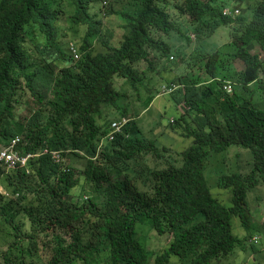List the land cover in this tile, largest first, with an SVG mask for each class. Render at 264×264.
<instances>
[{
    "label": "trees",
    "instance_id": "obj_1",
    "mask_svg": "<svg viewBox=\"0 0 264 264\" xmlns=\"http://www.w3.org/2000/svg\"><path fill=\"white\" fill-rule=\"evenodd\" d=\"M99 1L0 0V142L6 144L9 138L22 135L23 152L34 153L44 147L63 151L58 162L50 154L32 158L28 172L25 168L7 173L0 170L2 186L12 195L0 193V229L13 235L6 250L0 251L2 262L23 264L21 255L15 254L22 251L23 240H28L27 252L34 254L38 235H47L46 231L55 227L57 237L45 242L50 245V255L44 264H91V255L99 247L107 251L106 264H149L150 258V264H216L243 245L232 233L233 216L238 217L246 233L251 232L246 193L264 183V110L242 97L235 85L229 93L222 89L227 79L216 71L217 51L207 56L198 53L196 58L205 59L204 87H196L197 78L179 75L180 87L172 93L176 104L188 106L191 122L187 114L169 121L175 131L182 126L185 132L181 135L192 142L178 153L176 164L169 161L156 172L147 168L152 174V191L140 190L132 179L140 172V155L150 153L161 158L164 151L171 150L160 149L134 127V120L98 148L100 138L109 130V109L119 110V117L130 111L128 104L119 107L120 94L113 78H124L133 89L138 84L143 86L145 73L135 64L146 61L152 67L154 60L146 45L160 55L174 52L169 42L157 39L152 31L171 36L173 32L183 35L184 29L159 5H165V0H139L134 14L122 12L129 30L119 44L112 45L101 35L102 16L115 11L109 8L102 12ZM233 1L181 0L175 8L180 15L189 16L191 25L196 24L198 39L208 37L220 26H229V36L236 45L230 58L244 64L235 82L241 89L250 90L248 84L253 81L263 84L259 76L264 72V59L251 49L256 42L264 51V0H240L250 9L244 7L245 11L242 8L235 16L223 15L222 9L232 6ZM56 2L58 7H54ZM64 13H68V23L85 28L82 41L87 49L75 62L69 47L57 39ZM94 36L96 40L91 43L89 38ZM182 53L172 61L173 67L175 62L188 61ZM154 83L152 78L146 85L144 100L137 97L143 108L149 107L159 93ZM50 90L52 99L47 102ZM22 95L31 96L35 109L20 117ZM66 120L71 129L65 126ZM235 148L245 151L250 159L234 155L228 163L239 169L238 163L244 161L248 168L218 177V186L229 188L232 194L231 204L226 206L210 192L205 164L222 153L220 161L225 163L226 155ZM76 149L86 158L82 171L65 166V153L78 154ZM79 176L92 182L102 180L95 184L97 193L110 197L116 209L109 210L94 197L70 199L69 192L78 185ZM23 192L31 193L32 200ZM22 212L30 220L29 231L17 221ZM86 216L93 218L89 226H71ZM138 223H148L157 234L170 233L168 245L161 251L148 249L136 232ZM84 232H89L87 238ZM256 262L262 263L259 259Z\"/></svg>",
    "mask_w": 264,
    "mask_h": 264
},
{
    "label": "rangeland",
    "instance_id": "obj_2",
    "mask_svg": "<svg viewBox=\"0 0 264 264\" xmlns=\"http://www.w3.org/2000/svg\"><path fill=\"white\" fill-rule=\"evenodd\" d=\"M180 2L181 0H165V5L161 4L160 2L159 5H163V8L167 11L171 20L177 23L180 27L182 26V28L184 29V34L182 35L181 33L173 32L171 36H168L162 34L158 30L152 31V35L157 37V39L162 38L166 42H169L174 52H170L164 56L160 55L158 51H155L148 45H146L147 50L150 52L149 57L153 59L154 62L152 63V67L146 61H140L135 64V66L138 67L139 71H144L145 73L143 77L145 79V81L143 82L144 85L142 86V84H138L137 89H133L124 78H113V84L120 94L117 103L119 107H122L124 104H128V108L131 112H127L126 116L134 117V127H138V129L142 130L143 135L151 138L158 146H160V149L164 147L171 150L172 152L171 153L164 151V156L161 158H155L156 156L150 153H142L140 155V172H137L132 177V179L140 190L147 191L149 193H151L152 191V174L151 172L149 173V171L146 169L149 168L153 172H156L157 170L159 171L167 164H169V161L176 164L178 153L188 147L192 142L191 138H186L181 135V133L185 132L182 126L178 127V129H176L177 131H175L169 125L170 119L178 118L181 114L180 110L183 109V105L181 103L176 104L175 100L172 98L171 92V94H157V96L154 97L149 106L150 108H152L151 112H146L144 114L143 112H141L139 116L137 115L143 108V105L140 104V99L137 97L138 95H140L141 99L144 100L147 94L145 87L149 83L150 79L153 78L157 82L153 84L154 86L160 87L162 83L167 81H174V83L177 84L179 81V78L177 77L179 75H185L186 77H188V79L197 78L198 83L196 84V87L201 90L204 87L203 80L206 76L204 69L205 59H198L196 57L198 56V53L204 56L207 53L210 54L215 51L218 52V56L215 62V68L219 76L226 75L227 80L235 82V77H237L236 73L244 68V64L240 59L230 58L232 57L231 55L236 51V45L229 36V26H220L213 33L209 34L208 37L202 35V37L198 39V32L195 30L196 24L191 25L189 16L187 14L180 15L175 8ZM243 2H241L240 0H236L234 3H232V8H238L242 10V8L245 7L249 10V6H244ZM140 3L141 2L139 0H100L99 5L102 12H105L109 8L115 11L110 14L106 13V15L102 14L103 26L101 35L103 39L109 40L113 45L119 44L122 37L129 30L127 24L128 21L126 17L122 15V12L134 14V12H136L140 7ZM54 7H58L57 2L55 3ZM117 11L119 13H117ZM66 15L68 16V13H64L59 21L57 39L62 41L64 47H70V45L75 46L81 54L87 49L86 45L82 41L85 28L83 26L71 25L70 23H68V21L66 20ZM35 35L37 37H40L38 33H35ZM95 40V36L89 38V41L91 43H93ZM83 45H85L84 48H82ZM251 50L252 52H256L260 59H264V51L261 49V47H259L258 43L255 42L254 47ZM180 53H182L183 55L186 54V59L188 58V61H183L181 64H177V62H175L176 66L173 67L174 62L172 61H175L177 59V55H180ZM170 54H174V58H170ZM73 62L75 61L73 60ZM59 65H62V63H59ZM55 76H57V73L55 74ZM260 85L261 84L258 81H254L248 84V89L250 90H243L240 88V86H237L235 82V89H237L242 97L249 98L254 105L264 109V87L260 88ZM24 91H26V89H24ZM51 99L52 93L50 90L47 92L45 100L48 102ZM21 101L23 105L22 108L18 110V115L20 117L22 115H27L26 111L28 109H31V111L35 109V105H33V103L31 102L30 95H22ZM147 103L148 102L146 101V104ZM139 104L141 105V107H137L140 106ZM2 105L3 103L0 104V115ZM133 105H135L134 109H132L131 107ZM184 107V114H187V107L185 105ZM114 110V108H111V110L106 113L107 118L110 116H112L110 118H116L117 116H119L120 111H116L115 114ZM105 111L106 110H104V112ZM187 116V120L191 122L190 118L192 116L190 114H187ZM110 118H108V120ZM171 123H174V121ZM181 123L182 125H184L183 121H181ZM64 124L68 129H71V124L69 123V121L66 120ZM236 154H238L239 158L250 159V155H247L245 151L235 148L232 151L230 150V152L226 155V159H224L225 163H222L220 161V159L224 157V153H222L212 156L216 163H212L215 161L210 159L205 164L206 169L204 171V175L206 177L208 187L210 188V192L215 198H217L222 204L226 206L230 205L231 203L229 193L230 190L229 188L218 186V184L216 183L218 177L221 174L241 172L245 171L242 168H248L247 163H245L244 161L238 163L239 169H235L236 167L232 162L228 163ZM64 156L65 166L69 169L73 167L78 171H82L85 168L86 158L83 157V153L78 152L77 154L70 152L65 153ZM138 168L136 169L138 170ZM97 182H102V180L96 179L94 182H92L84 180L82 177H80L78 185L72 188L69 192L70 199H72L73 201H82L88 199L89 197H94V199H96L97 201L104 203L109 210H115L116 205L112 202L110 197L106 196L105 194L97 193L98 191L95 185L97 184ZM23 194L27 196V199L32 200L31 193L23 192ZM32 204L33 206H37L35 202H33ZM246 205L249 211L248 217L250 215L252 219L251 221H254L256 225L252 228V233L254 231L260 232L261 224L264 223V184L257 186L255 188V191L254 189L251 190L250 194L248 191ZM254 211H256V213H253ZM91 220H93V218L86 216L85 219L72 223L71 226L84 229L85 225L89 226V224L87 223H90ZM17 221L23 222L24 229L26 231H29L30 220L23 214V212L17 216ZM230 222L232 232L237 235L236 230L237 228L241 227L238 217H232ZM241 229L244 230L242 227ZM57 231L58 230L54 227L46 231L48 233L47 235H44V233L38 235L37 250L34 252V254L30 255L27 252L26 247L28 245V240L26 239L22 242V251H18L15 254H17L18 257L21 255L23 264H44L50 255V245L49 243L45 244V242L48 239L57 237ZM136 232L142 240H145L147 248L154 251H161L165 246L168 245L172 237L170 233L157 234L148 223H138ZM88 233L89 232H84L83 236L87 238ZM249 235L250 234L243 235L242 248L249 250L253 254L257 253L258 255H255V257L253 258L250 254H243L236 250L235 253L228 256L227 258H220L216 264H258L256 262L257 259L262 262L259 264H264V244L261 243L260 245H254V247H252L251 244L247 241ZM12 239V234L8 233L6 229H0V251H5ZM43 244H45L44 247ZM242 250L243 249H241L240 251ZM106 258L107 251L104 249V247H99V251L94 252L91 255V264H106ZM150 263H152L151 258L149 264ZM0 264H4L1 257ZM12 264H17V262ZM74 264H80V262H75Z\"/></svg>",
    "mask_w": 264,
    "mask_h": 264
},
{
    "label": "built area",
    "instance_id": "obj_3",
    "mask_svg": "<svg viewBox=\"0 0 264 264\" xmlns=\"http://www.w3.org/2000/svg\"><path fill=\"white\" fill-rule=\"evenodd\" d=\"M223 15L228 16H234L239 13L238 8H231V7H225L222 9ZM71 51L74 54V57H77L78 54L76 52V49L71 46ZM260 78L263 80L264 83V74L260 75ZM235 82L224 80L222 89L226 92H232L234 88ZM179 85L171 83L169 85L163 84L161 86V93H170L173 90H175ZM129 122V118L127 117H121L119 119L112 120L110 122V130L109 132L103 137L106 138L108 141H112L116 135V133L121 132L122 129L127 125ZM25 143V140L23 142V137L21 135H16L11 137L6 144H3L0 146V170H3L6 172H11L13 170H16L17 168H25V170L28 172V162L31 158L39 156L41 153L47 152V149L44 148L40 153H30L25 152L23 153L20 150V145H23ZM53 159L55 161L60 160V154L59 151H52ZM1 192L4 193V191L0 188ZM7 195V192L4 193ZM252 241L256 242L257 237H252Z\"/></svg>",
    "mask_w": 264,
    "mask_h": 264
},
{
    "label": "clouds",
    "instance_id": "obj_4",
    "mask_svg": "<svg viewBox=\"0 0 264 264\" xmlns=\"http://www.w3.org/2000/svg\"><path fill=\"white\" fill-rule=\"evenodd\" d=\"M226 7H231L232 8V6H226ZM225 8V7H224ZM239 12H240V9H239ZM237 15V14H236ZM235 16V15H234ZM125 36V35H124ZM123 36V37H124ZM123 37H122V39H123ZM121 39V40H122ZM120 40V41H121ZM108 42L110 43V41L108 40ZM111 44V43H110ZM113 45V44H112ZM71 46L72 47H74L75 49H76V52H77V54H78V56L77 57H74V54L72 53V51H71ZM69 49H70V53H71V55H72V58H73V60L74 61H76L79 57H80V52L78 51V49L75 47V46H73V45H70V47H69ZM147 49V48H146ZM148 51V50H147ZM174 55L173 54H170L169 55V57L170 58H174L173 57ZM261 74H264V72H262V73H260V75ZM259 78H260V76H259ZM261 79V78H260ZM234 82V81H233ZM254 82V81H253ZM171 83H174V81H170V83H162L161 84V86L163 85V84H165V85H169V84H171ZM175 84V83H174ZM179 86L178 87H180V83H177ZM176 84V85H177ZM263 86H261L260 88H263L264 87V83L262 84ZM161 86L159 87L160 88V90H159V93L158 94H161ZM177 87V88H178ZM176 88V89H177ZM175 89V90H176ZM175 90H173L171 93H173ZM171 93H168V94H171ZM183 105V104H182ZM187 107V109H188V106H186ZM182 108L184 109L185 107H184V105L182 106ZM261 108V107H260ZM183 109L182 110H180L181 111V114H180V116L182 115V114H184V111H183ZM262 109V108H261ZM264 110V109H263ZM122 117H127V118H129V121H132V118H130V117H128V116H122ZM119 118H121V117H119V116H117L116 118H110V122L112 121V120H115V119H119ZM173 119H170V121H172ZM129 123V122H128ZM127 123V124H128ZM109 130H110V125H109ZM109 130H108V132H109ZM123 130V129H122ZM108 132H106L101 138H100V140H99V142H98V148H100V147H102L103 146V144H105V143H107L108 142V140L106 139V138H104L103 139V137L108 133ZM119 133V132H118ZM117 134V133H116ZM16 136V135H15ZM22 136V135H21ZM23 137V136H22ZM10 139V138H9ZM23 142H24V137H23ZM1 143V142H0ZM25 144V143H24ZM1 146L3 145V144H0ZM21 146V145H20ZM44 148H46L47 149V152H45V153H41L40 155H42V154H50L51 155V157H52V159H53V155H52V151H59V154H61L63 151L62 150H60V149H48L47 147H44ZM43 148V149H44ZM43 149H41V150H39V151H37V152H41ZM75 151H77V152H79V153H83L82 151H80V150H75ZM23 152V151H22ZM23 153H25V152H23ZM31 153V152H30ZM34 153H36V152H34ZM39 155V156H40ZM83 155H84V153H83ZM39 156H37V157H39ZM37 157H34V158H37ZM60 158H61V155H60ZM32 159V158H31ZM30 159V160H31ZM29 160V161H30ZM54 160V159H53ZM55 161V160H54ZM59 161V160H58ZM58 161H55V162H58ZM28 164H29V162H28ZM7 173V172H6ZM261 184H264L263 182H261V183H259L257 186H259V185H261ZM257 186H255V187H253L252 189H250V190H248L249 191V194H250V192H251V190H253L254 189V191H255V188L257 187ZM0 188L4 191V193H6L7 192V195L6 194H4V193H2L1 192V190H0V193L1 194H3L4 196H12L3 186H2V183H1V180H0ZM230 190V189H229ZM248 191H247V193H248ZM230 193V202H231V199H232V194H231V191L229 192ZM247 193H246V201H247ZM249 198V197H248ZM231 204V203H230ZM246 208H247V205H246ZM247 210V220H248V213H249V211H248V208L246 209ZM257 212H258V210H257ZM233 217H237V216H233ZM248 223H249V220H248ZM241 226V225H240ZM256 225L254 224V225H252V227L250 228L251 229V232L250 233H246L244 230H243V233L241 234V235H236L237 237H239V238H243V235H247V234H250L249 235V238H248V243H250L251 244V246H254V245H260L261 243L262 244H264V223H262L261 224V230H260V232H253L252 233V228L253 227H255ZM241 228V227H240ZM232 230V229H231ZM233 233V232H232ZM252 233V234H251ZM234 234V233H233ZM235 235V234H234ZM257 237V240H256V242H254V241H252L251 239H252V237ZM242 247V246H241ZM235 249V248H234ZM233 249V250H234ZM232 250V251H233ZM231 251V252H232ZM230 252V253H231ZM230 253H228L227 255L229 256V254ZM227 255L225 256V257H223V258H226L227 257Z\"/></svg>",
    "mask_w": 264,
    "mask_h": 264
},
{
    "label": "crops",
    "instance_id": "obj_5",
    "mask_svg": "<svg viewBox=\"0 0 264 264\" xmlns=\"http://www.w3.org/2000/svg\"><path fill=\"white\" fill-rule=\"evenodd\" d=\"M141 104V103H140ZM139 104V105H140ZM134 106L135 105H133V106H131L132 107V109H134ZM137 107H141V105L140 106H137ZM151 109L152 108H150V107H146V108H142L141 110H140V112H139V114H137L138 116L140 115V113L141 112H143V114L144 113H146V112H151ZM111 109H109V111H110ZM115 111V114H116V111H119V110H114ZM131 112V111H130ZM125 115H127V114H125ZM110 117H112V116H110ZM109 117V118H110ZM130 118H132V120L134 119V117H130ZM253 213H256V211H254ZM248 220H249V226H250V228L252 227V225H254L255 223H254V221H251L252 219H251V216L249 215V217H248ZM236 233L238 234V235H241L242 233H243V230L239 227V228H237V230H236ZM241 249H243L242 251H240ZM236 250H238L240 253H243V254H250V255H252V257L254 258L255 257V255H258L257 253H251L249 250H247V249H244V248H242L241 246H239V247H237V248H235L230 254H229V256L230 255H232L233 253H235V251ZM227 257H228V255H227ZM226 257V258H227Z\"/></svg>",
    "mask_w": 264,
    "mask_h": 264
}]
</instances>
